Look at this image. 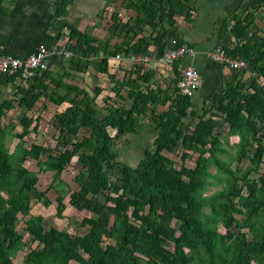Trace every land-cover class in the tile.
<instances>
[{
	"label": "trees",
	"instance_id": "1",
	"mask_svg": "<svg viewBox=\"0 0 264 264\" xmlns=\"http://www.w3.org/2000/svg\"><path fill=\"white\" fill-rule=\"evenodd\" d=\"M113 1L104 0L98 18ZM122 1L136 17L123 21L112 12L108 38L99 40L92 27L82 32L68 22L74 0H55L52 25L62 38L55 49L61 59H47V70L36 71L27 82L21 72L0 74V84L19 85L18 97L0 103V119L16 106L30 112L44 95L55 107L68 105L54 115L59 150L25 141L36 133L39 117L25 113L15 135L14 125L0 126V264H13L10 255L17 250L10 248L24 246L29 250L25 264H70L78 252L86 256L78 264H264V174L253 176L264 157V27L254 22L264 12V0H244L219 24L217 44L232 59L246 61L248 68L223 76L224 66L213 63L221 79L216 75V87L199 110H194L193 97L179 93L181 59L156 71L128 60L147 55L158 62L167 50L186 44L177 20L194 24L196 0ZM64 28L67 35L61 34ZM111 39L120 42L112 44ZM171 39L178 46H171ZM64 52L70 56L64 58ZM116 56L132 65L122 80L109 74V61L117 62ZM53 65L61 72L55 73ZM90 68L108 77L119 103L109 106L106 98L99 110L97 99L65 81L69 72ZM162 68L170 74L165 85L155 80ZM246 73L260 79L254 93L244 80ZM101 92L94 88L97 98ZM159 107L164 110L158 112ZM147 117L155 133L152 149L128 167L119 161L114 138L135 134ZM215 119L227 122V130L218 129ZM226 137L238 141L227 149ZM13 138L18 144L10 152ZM178 150L179 166L166 156ZM74 159L78 189L68 193L67 203L60 195L55 198V217L62 219L69 206L97 218H83L87 233L70 237L56 228L45 231L32 217L24 223V238L17 215L30 210V200L48 209L52 203L47 192ZM30 160L40 172L53 173L46 190L39 189L37 174L25 167ZM211 187L218 189L206 195Z\"/></svg>",
	"mask_w": 264,
	"mask_h": 264
},
{
	"label": "rangeland",
	"instance_id": "2",
	"mask_svg": "<svg viewBox=\"0 0 264 264\" xmlns=\"http://www.w3.org/2000/svg\"><path fill=\"white\" fill-rule=\"evenodd\" d=\"M80 0H77L75 5L71 9L70 18L68 22L71 24H76L80 31L84 32L87 27H92L94 30L92 34L99 40H106L108 38L107 35V28L110 24V15L112 12H116L119 14V17L126 21L130 17H136L135 13L129 9L124 7V3L122 0H114L113 2L108 4V7L102 13V17L98 18L97 11L102 9L106 3L103 0H99L98 4H93L92 10H86L82 5L79 3ZM97 1V0H96ZM53 3V1H52ZM85 3V1H84ZM80 4V5H79ZM53 5V4H52ZM86 5V3L84 4ZM99 14V13H98ZM177 23L179 25V34L182 33L183 36L187 35L189 32L188 29L182 31V28H188L187 24H184L182 18H178ZM264 24V21H263ZM64 31V30H63ZM58 32V31H57ZM59 34V32H58ZM67 35V34H66ZM61 38V35L58 36ZM120 40L118 39H111L110 43H118ZM59 59H61L59 57ZM132 65H130L126 59H121L120 61L114 62L113 60L109 61V74L116 75V78L122 80L124 78V72H129L131 70ZM88 71V73H86ZM85 73H72L69 72V76L65 79L66 82L69 84L79 87L80 89L85 90L90 97L97 99V108L101 110L105 107V99L109 98L108 105L112 106L115 102L119 103V101L115 98L114 93L116 92L115 87L110 82L106 75L97 74L91 68L88 69ZM55 73H60L61 70L59 68H54ZM156 78L158 82H162L165 85L168 83L169 79V71L162 68L158 72H155ZM244 80L247 81V85H250L252 88L250 90L252 93L256 92V86L259 83L260 79L257 80V77L249 74L244 75ZM98 87L102 89L99 97L97 98L94 94V88ZM202 89V88H201ZM9 95V94H8ZM201 90L200 92L196 93L193 97V104L194 110H199L202 105L201 99ZM251 100V104H254L253 99ZM46 106H43L41 104ZM126 107H129V102L124 104ZM68 105L64 104L60 107H55L48 102V97L44 95L40 100L37 102L35 107L30 111L27 112V115L31 117H39L36 126V133H31L30 136L26 138L25 141H35L38 142L40 145H44L47 148H52L59 150L60 148L56 145L55 140L57 138L58 132L54 126V115L62 112ZM164 108L159 107L158 112L163 111ZM19 110H15L12 114V120H6L5 122L8 124H17L18 119L20 118V114L16 115ZM216 127L221 129V131H226L228 128V123H224V121L220 119H215ZM241 124V122H238ZM7 124V125H8ZM6 126V125H5ZM34 126V124H33ZM242 127V125H239ZM18 129L20 130L21 127L19 126ZM81 136H86L85 133H80ZM112 136H115L114 132H111ZM155 139V133L153 131L152 125L149 124L148 117L143 119V127L138 130L135 134L130 135H123L117 136L114 138L113 144L114 148L119 154V161L128 166V167H135L137 163L144 157V151L146 149H152V143ZM227 144L225 147L227 149L230 148L231 145L235 144L238 140L237 138L233 137H226ZM37 144V145H39ZM17 145V140H12L9 142V151H13V149ZM24 149H26L24 147ZM22 149V150H24ZM55 151V150H54ZM166 156L173 160L177 166H179L182 162L181 158V151L178 150L175 154H166ZM195 157H192V161H194ZM75 159L72 161L71 165L66 168V170L61 174L60 179L53 185V188L47 192V197L51 201L52 205L45 209L40 204L36 203L34 200L29 201V211L22 215H19L20 224L18 226L19 232L24 234L25 236V221L29 220L30 218H36L39 223L43 226L45 231H48L50 228H56L59 231H62L68 236H84L88 231V226H82L81 221L83 218H93L96 219L97 216L91 213L82 211L78 212L72 207L67 206L64 212V216L62 219H58L55 217V198L60 195L64 197V202L67 203L68 193L71 191H76L78 189L77 185L74 183V178L77 175L79 168L77 165L74 164ZM193 162L186 161V165H192ZM25 167L32 172H35L38 176V187L40 190H46L50 183L53 181V173H45L40 172L36 166V163L33 160L26 162ZM246 165V164H244ZM235 165H233V168ZM210 172L215 174V169L211 168ZM264 174V157L262 159V164L257 167V172L253 175L254 177H258L259 175ZM231 183V181H230ZM218 187H211L207 191L206 195L213 193ZM245 194L243 195L242 200L244 199ZM100 199V198H99ZM239 219V217H237ZM112 221V220H111ZM177 229V227H176ZM219 231L222 233L223 228L219 226ZM248 239H251V235H248ZM105 243V242H104ZM17 250V254L13 257L15 264H25L24 259L26 258V254L28 253V248L26 246L21 247L19 250L17 248H12ZM86 257L82 252L76 253V255L72 258L70 264H78L80 258Z\"/></svg>",
	"mask_w": 264,
	"mask_h": 264
},
{
	"label": "crops",
	"instance_id": "3",
	"mask_svg": "<svg viewBox=\"0 0 264 264\" xmlns=\"http://www.w3.org/2000/svg\"><path fill=\"white\" fill-rule=\"evenodd\" d=\"M52 1L54 2L55 0H0V56L10 55L23 60L32 55L38 46L43 45L51 52L48 61L51 60L52 62L54 59H59V54L54 50L60 44L62 38L57 39L59 34L53 29ZM76 1L77 0H74L73 6ZM84 1L86 5H84ZM94 1L96 4L99 2V0H80L79 3H82V5H79L80 7L83 6L86 10H92ZM243 1L244 0H196L194 24L189 26V28H184V30L188 29L189 32L187 35L183 36V38L189 45L194 46L196 54L192 59H182L180 66L184 67L190 65L198 72L200 76V85L197 93L201 90V99H204L213 87H216L217 82L215 83V81L219 80L216 78V75L220 77V75L217 74V68L209 57L213 47L217 44L219 24L221 21L223 22L230 13L237 11ZM243 9H246L245 5H243ZM99 11L100 9L97 11V15ZM235 16L242 17V14L237 12ZM263 21L264 12L256 17L254 21L256 27H264ZM63 30L61 34L65 35L67 30L66 28ZM152 50L153 48L151 47L149 52ZM53 51L55 52L54 54L52 53ZM51 67L52 69L55 68L54 65ZM86 73H88V71ZM220 74L226 76L228 70L224 68L220 71ZM18 86L17 83H15V85L6 86L0 84V103L18 97L16 95V88ZM16 109L19 110L16 115L20 114V117L26 113L24 108L16 106L13 110L8 112L5 117L0 119V126L7 125L9 123L5 122L7 119L12 120L13 112H15ZM10 113L13 114L10 115ZM11 123L14 125V129L11 131L12 135L19 134L21 132V129H18L19 126L13 124V122ZM12 140L17 139L13 138ZM35 143L39 144L38 142ZM19 215L20 214L17 215L18 219ZM16 254L17 251L12 250L10 257L13 264H15L13 257H15Z\"/></svg>",
	"mask_w": 264,
	"mask_h": 264
},
{
	"label": "built area",
	"instance_id": "4",
	"mask_svg": "<svg viewBox=\"0 0 264 264\" xmlns=\"http://www.w3.org/2000/svg\"><path fill=\"white\" fill-rule=\"evenodd\" d=\"M170 44L171 46H178L177 41L174 39L171 40ZM54 51L52 52L53 54L55 53ZM179 54H185L188 59H191L195 56V50L194 48L184 44L180 45V49L177 55ZM50 55L51 52L47 49V47L40 45L35 49V52L24 62H20L9 57H2L0 58V72L15 74L18 70H21L22 78L25 80L30 79L34 76V73L36 71H44L47 69L46 61ZM177 55L170 54L169 56L171 59H174ZM69 56L70 54L68 52L63 53L64 58H68ZM129 59L147 61L148 57L147 55H139L130 57ZM210 59L212 62L227 65L231 69H247L246 61L241 59H230L220 46H216L210 53ZM116 60L120 61L121 57L116 56ZM199 85L200 77L199 74L195 71V68H193L192 66L183 67L181 70L180 82L177 85L179 93L183 96L192 98L197 92Z\"/></svg>",
	"mask_w": 264,
	"mask_h": 264
},
{
	"label": "bare ground",
	"instance_id": "5",
	"mask_svg": "<svg viewBox=\"0 0 264 264\" xmlns=\"http://www.w3.org/2000/svg\"><path fill=\"white\" fill-rule=\"evenodd\" d=\"M180 47L176 48V50H167V52L164 53L163 57L161 58V60H159L158 62L156 60H154L153 58L150 60L148 59L147 61H141V60H137V59H129V62L130 63H133V64H138V65H142L146 70L150 69L152 71H156L157 69H159V66L161 65H171L173 62L177 61V60H182V59H185L187 58L185 54H178V51H179ZM170 54H175L177 55L174 59H171L170 58ZM31 56V55H30ZM30 56H28L26 59H18V58H15V57H12V56H7L9 58H12V59H15V60H18L20 62H24L26 61ZM2 57H6V56H0V58ZM151 61L153 62V65H151ZM47 63V61H46ZM47 67H48V63H47ZM47 70V69H46ZM159 71V70H158ZM21 70H18L15 74H9V73H2L0 72V74H4V75H16L18 73H20ZM21 79L24 81V82H27L28 80L30 79H23L22 76L20 75Z\"/></svg>",
	"mask_w": 264,
	"mask_h": 264
},
{
	"label": "clouds",
	"instance_id": "6",
	"mask_svg": "<svg viewBox=\"0 0 264 264\" xmlns=\"http://www.w3.org/2000/svg\"><path fill=\"white\" fill-rule=\"evenodd\" d=\"M171 40H173V39H171ZM171 42V41H170ZM171 45V44H170ZM181 45H184V44H181ZM186 45H188V46H190V47H192V48H194V46L193 45H189L188 43H186ZM216 46H220V45H218V44H216L214 47H213V49H212V51L214 50V48L216 47ZM221 47V46H220ZM222 48V47H221ZM223 49V48H222ZM194 50H195V48H194ZM211 51V52H212ZM223 51H224V49H223ZM225 52V51H224ZM226 53V52H225ZM195 54H196V51H195ZM226 55L228 56V54L226 53ZM209 57H210V55H209ZM229 57V56H228ZM230 59H232L231 57H229ZM188 59V58H187ZM192 59V58H191ZM211 60V59H210ZM232 60H240V59H232ZM241 60H243V59H241ZM213 63H215V62H213ZM247 63V62H246ZM215 64H217V65H222V66H224V68L225 69H227L228 71L229 70H235V69H231V68H229L227 65H224V64H218V63H215ZM190 66V65H189ZM184 67H188V66H184ZM193 67V66H192ZM182 68L183 67H181V70H182ZM194 68V67H193ZM223 68V69H224ZM247 68H248V66H247ZM238 71H247V69H245V70H238ZM246 74H248V73H246ZM253 76H255V77H257L255 74L253 75ZM200 77V76H199ZM199 89V88H198ZM198 91V90H197ZM197 93V92H196ZM195 93V94H196ZM194 97V96H193Z\"/></svg>",
	"mask_w": 264,
	"mask_h": 264
}]
</instances>
